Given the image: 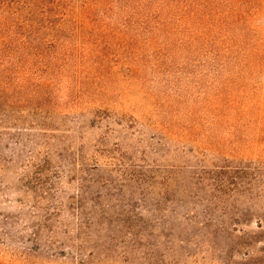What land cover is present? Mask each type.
<instances>
[{
    "label": "rangeland",
    "instance_id": "374dc122",
    "mask_svg": "<svg viewBox=\"0 0 264 264\" xmlns=\"http://www.w3.org/2000/svg\"><path fill=\"white\" fill-rule=\"evenodd\" d=\"M184 2L62 24L3 91L0 264H264V0Z\"/></svg>",
    "mask_w": 264,
    "mask_h": 264
},
{
    "label": "trees",
    "instance_id": "16d2710c",
    "mask_svg": "<svg viewBox=\"0 0 264 264\" xmlns=\"http://www.w3.org/2000/svg\"><path fill=\"white\" fill-rule=\"evenodd\" d=\"M117 1L123 2L118 10H130L131 15L143 19L160 18L165 10L178 19L190 20V8L183 0H152L150 4H136L143 0ZM111 2L0 0V100L4 90L10 92L18 84L19 89L30 86L42 90L57 81L61 73L55 68L66 33L62 24L105 18L112 12ZM135 5L139 7L135 9Z\"/></svg>",
    "mask_w": 264,
    "mask_h": 264
}]
</instances>
